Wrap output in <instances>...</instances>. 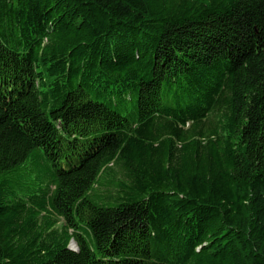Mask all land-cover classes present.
Masks as SVG:
<instances>
[{
  "label": "trees",
  "instance_id": "1",
  "mask_svg": "<svg viewBox=\"0 0 264 264\" xmlns=\"http://www.w3.org/2000/svg\"><path fill=\"white\" fill-rule=\"evenodd\" d=\"M0 264H264V0H0Z\"/></svg>",
  "mask_w": 264,
  "mask_h": 264
},
{
  "label": "rangeland",
  "instance_id": "2",
  "mask_svg": "<svg viewBox=\"0 0 264 264\" xmlns=\"http://www.w3.org/2000/svg\"><path fill=\"white\" fill-rule=\"evenodd\" d=\"M70 246L73 247V248H76L77 247V244H76L75 241H72Z\"/></svg>",
  "mask_w": 264,
  "mask_h": 264
}]
</instances>
